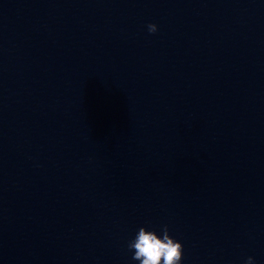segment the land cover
<instances>
[{"label":"clouds","instance_id":"9594fccd","mask_svg":"<svg viewBox=\"0 0 264 264\" xmlns=\"http://www.w3.org/2000/svg\"><path fill=\"white\" fill-rule=\"evenodd\" d=\"M149 34H155L158 26L155 23L147 25ZM162 235L156 231L140 227L135 237L128 242V250L133 251L132 259L139 264H181L183 244L169 234V228L164 225ZM244 264H255L252 256L247 257Z\"/></svg>","mask_w":264,"mask_h":264}]
</instances>
